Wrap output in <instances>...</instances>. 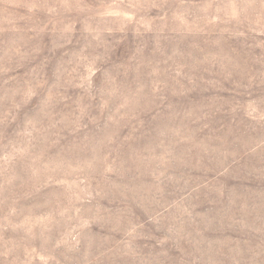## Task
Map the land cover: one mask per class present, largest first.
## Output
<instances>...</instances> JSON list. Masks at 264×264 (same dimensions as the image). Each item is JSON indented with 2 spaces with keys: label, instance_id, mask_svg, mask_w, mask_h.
Here are the masks:
<instances>
[{
  "label": "rangeland",
  "instance_id": "rangeland-1",
  "mask_svg": "<svg viewBox=\"0 0 264 264\" xmlns=\"http://www.w3.org/2000/svg\"><path fill=\"white\" fill-rule=\"evenodd\" d=\"M0 264H264V0H0Z\"/></svg>",
  "mask_w": 264,
  "mask_h": 264
}]
</instances>
